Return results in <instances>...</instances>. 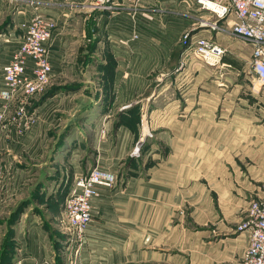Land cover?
<instances>
[{"label":"crops","instance_id":"1","mask_svg":"<svg viewBox=\"0 0 264 264\" xmlns=\"http://www.w3.org/2000/svg\"><path fill=\"white\" fill-rule=\"evenodd\" d=\"M63 1H40L39 6L56 21L48 46L51 79H56L47 90L51 93L45 92L28 113L25 102L23 115L14 100L2 125L0 214L29 198L30 179L51 176L41 189L32 186L38 192L34 203L43 206L48 224L32 222L24 236L22 230L15 234L22 245L18 264H64V246H75L74 236L70 232L64 239V228L60 233L53 223L61 217L73 181L95 165L114 172L117 185L101 189L93 199L85 239H75L76 247L82 246L76 251L78 264H241L250 234L243 224L250 198L261 194L264 165H228L224 159L229 129L221 119L228 105L242 104L240 98L230 105L223 83L220 96L204 103L197 101L196 84L181 92L168 67L172 36L162 38L167 30L159 34L155 28L157 21L168 25L164 13H154L146 25L138 16L142 37L131 51L120 44L133 27L125 13L107 15L102 36L94 31L84 38L82 21L81 35L74 39L80 64L70 66L75 44L69 45V32L64 36L72 25H64ZM175 6L186 10L184 4ZM31 12L30 4L19 7L14 13L17 30L0 42V88L2 66L17 48L19 25ZM175 30L177 34L180 29ZM219 33L214 35L218 44ZM196 34L213 32L199 28ZM89 58L95 63L87 62ZM228 59L223 57L222 65H231ZM108 60L112 66H105ZM72 74L78 76L75 89L54 90L72 80ZM200 105L206 110H198ZM133 106L147 123L143 129L158 141L156 150L139 158V170L131 163L122 168L146 135L130 119ZM215 116L220 120L214 122Z\"/></svg>","mask_w":264,"mask_h":264},{"label":"rangeland","instance_id":"2","mask_svg":"<svg viewBox=\"0 0 264 264\" xmlns=\"http://www.w3.org/2000/svg\"><path fill=\"white\" fill-rule=\"evenodd\" d=\"M36 1L40 6V1L45 0ZM91 1L92 0H64V3L62 2V4L60 5V7L64 9V25H68L69 27L72 25L71 30H64V36H66V32H69V36L67 37L69 45L72 46L73 44H75V51L69 59L70 66H78V64H80L77 60L79 59L80 55L77 50V43H75L76 41L74 39H76L78 34L81 33L79 31V25L82 21H84L85 25L84 38L92 35L94 31L96 34L99 33L100 36H102L103 34V27L107 19V15H109V12L100 10L98 8H93ZM173 2L175 4L177 3L176 5L180 4L178 1ZM25 4H30V0H0V42H5V40L9 37V34L14 30H17L14 25V13L19 7L25 6ZM45 5L51 7V5L48 3L42 4V6ZM184 7L186 8V10L181 11L179 10L178 6V9L175 8V10L173 11H163L165 17H167V19L169 20L167 22L168 25L166 26V23L164 21L165 24L162 25L163 27L155 26V28L157 27L156 31L159 34H162L167 30V34H162V38L165 35L172 36V45L170 46V56L172 59L170 60L168 67L173 70H171L170 73H173L175 81L177 82V84H180L181 92L183 90H187L190 84H196V98L197 101L201 99L200 102L202 103H204V100L210 101L212 97L214 99H217L220 96L221 92L219 91V89L221 87V83L225 85L222 86L223 89H226L227 92H229L228 100L230 105L231 102L237 101V98L239 97L242 104H239L238 107L236 105H228L227 108H224L225 116L221 119L222 121H224L222 123V126H225L227 127V129H229V151L227 157H225L224 159L227 158L228 165L229 163L233 162H237L239 164H241L242 162L241 165L244 166H250L254 164L264 165V83H260V81L256 79V76L252 72H250L248 68L250 55H252V46H250L247 42H244L241 38L233 36V34L220 32L218 41L223 44L226 50L223 57L232 60L233 63L231 65H222L221 62L214 65L205 64L191 53L183 54V56L182 53L188 44V40L190 39L189 37H191L194 33H197L200 28L198 27L199 20L197 16L195 17L191 13V10H187L189 8L188 6L184 5ZM88 20H90V22ZM144 25H146V23H144ZM133 26L135 27L136 25L133 24ZM171 27L179 28L180 30L176 34L175 28L174 30H172ZM136 32H138L139 38L142 37V28L137 27ZM211 32H213V34L209 37H211L213 40H216L214 38L215 31ZM186 34H188V37H185ZM127 39L128 38L121 39L120 44L128 51H131V48L123 43V41ZM88 43L91 42L89 41ZM70 51L72 50L70 49ZM84 55L85 54H82L81 56ZM87 62L95 63L91 58H89ZM112 65L113 64L109 60L105 63V66L107 67ZM70 77H72L73 79L71 80L70 78L68 80H64V85L58 86L54 90L61 91L75 89L77 86L76 82H78V76L76 74H72V76ZM55 81V77L53 78V80H50L47 86L48 91ZM175 81L173 80V84H175ZM155 83H157V81H153V85ZM41 96L26 99V113L34 108V102L36 100L39 101ZM139 99L143 98L139 97ZM136 107L137 106H133L130 109V114L132 116L130 119H132V123L134 124V126H136V123H138L139 127L142 128L143 132H146L145 134L147 136H144V142L142 144L134 145V149L132 151L133 153L130 157L127 156L124 159L125 163L122 164V168H124L125 164L131 163L135 166L134 170H139V158L144 153H147L151 148L156 150V147H158V141L156 140L154 135L152 136L151 132L149 133L148 130H145L147 123L144 119V121H141V118H139V109H137ZM197 109L206 110L204 105L198 106ZM217 109H219V107ZM208 111L211 112L212 109L209 108ZM197 113H200V111H198ZM213 118L214 122L220 120L219 116H215ZM142 125L145 127V129H143ZM153 128H155V125H153ZM6 140H8V138ZM233 146L234 150H232ZM238 158H240L241 160H239ZM121 171L122 175L124 176L123 170ZM37 178L40 179H37L38 181L36 179H30L28 183H31V185L34 186L33 188H38L39 190L42 187L46 186L47 183H49L51 176L43 175ZM116 185L117 179L115 186ZM259 185L260 186L258 188L261 194L254 198H250L249 203L253 200L264 197V180H262ZM32 186L29 187V191H27L29 198L21 201L16 206L14 205L15 207L12 206V211L8 210L6 213L0 214V264H18L20 262L22 245L20 241L15 237V234L18 231H24V236V233L27 231L26 229L32 222L38 224L43 222L45 223L44 225L48 224L47 217L43 216V206H40V203H34V197L38 192H35L32 189ZM52 200L53 198L49 199L48 203L50 204ZM39 214H41V217L39 216ZM60 216L61 217H59L58 219H55L53 225L56 224L55 226H58L57 229L60 233L62 228H64L65 239L67 237V234H69L71 231L64 220L63 211ZM247 222L246 224H243L245 229H248V226H246ZM73 239L75 242V246L73 245V247H69V249L67 248V246H64V264H78L77 260H79L80 256H77L76 251H79L80 253V251L82 250V246L78 249L76 247L77 240H75V237ZM42 264L54 263L53 261L46 260L43 261Z\"/></svg>","mask_w":264,"mask_h":264},{"label":"built area","instance_id":"3","mask_svg":"<svg viewBox=\"0 0 264 264\" xmlns=\"http://www.w3.org/2000/svg\"><path fill=\"white\" fill-rule=\"evenodd\" d=\"M173 1L189 7L188 10L199 20L198 27L233 34L252 46L248 68L260 83H264V0H92L91 3L93 8L105 10L109 15L125 13L136 25L138 16L148 23L154 13L163 14V11L177 9ZM30 5L31 14L19 25L22 33L18 46L2 66L0 140L11 103L19 101L21 106L17 113L23 115L26 99L43 95L52 77L48 46L56 21L40 11L36 0H30ZM162 25L157 21L155 26ZM127 38L123 43L132 50L133 42L139 39L136 26L132 27ZM189 38L182 55L191 53L209 65L221 62L226 51L223 46L204 34ZM1 177L0 165V180ZM116 179L114 172L95 165L73 181L65 198L63 216L71 234L81 242L92 220L94 197L103 188L113 189ZM247 213L249 220L246 226L250 234L241 264H264V197L250 202Z\"/></svg>","mask_w":264,"mask_h":264},{"label":"trees","instance_id":"4","mask_svg":"<svg viewBox=\"0 0 264 264\" xmlns=\"http://www.w3.org/2000/svg\"><path fill=\"white\" fill-rule=\"evenodd\" d=\"M228 61H229V63H231V64L233 63L232 60H230V59H228ZM47 93L49 94V93H51V91H50V92H47ZM47 93H46V94H47Z\"/></svg>","mask_w":264,"mask_h":264}]
</instances>
